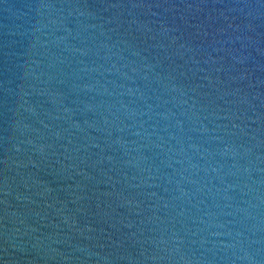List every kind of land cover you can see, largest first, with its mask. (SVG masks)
<instances>
[{"label":"water","instance_id":"water-1","mask_svg":"<svg viewBox=\"0 0 264 264\" xmlns=\"http://www.w3.org/2000/svg\"><path fill=\"white\" fill-rule=\"evenodd\" d=\"M0 264H264V0H0Z\"/></svg>","mask_w":264,"mask_h":264}]
</instances>
